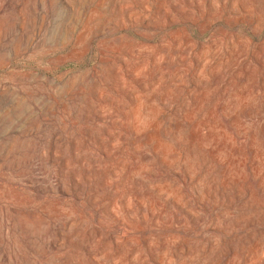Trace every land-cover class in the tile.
<instances>
[{
    "label": "rangeland",
    "instance_id": "1",
    "mask_svg": "<svg viewBox=\"0 0 264 264\" xmlns=\"http://www.w3.org/2000/svg\"><path fill=\"white\" fill-rule=\"evenodd\" d=\"M48 263L264 264V0H0V264Z\"/></svg>",
    "mask_w": 264,
    "mask_h": 264
},
{
    "label": "bare ground",
    "instance_id": "2",
    "mask_svg": "<svg viewBox=\"0 0 264 264\" xmlns=\"http://www.w3.org/2000/svg\"><path fill=\"white\" fill-rule=\"evenodd\" d=\"M20 16V15H19ZM100 69V68H99ZM92 80V79H91ZM85 94V93H84ZM84 97V96H83ZM88 105V104H87ZM116 107H118V106H116ZM91 108V107H90ZM70 109H72V108H70ZM75 109V108H74ZM89 110V109H88ZM77 112V111H76ZM83 112V111H82ZM73 113V112H72ZM90 113V112H89ZM101 113V112H100ZM99 113V114H100ZM74 114V113H73ZM92 115V114H91ZM96 115V114H95ZM87 116V115H86ZM95 118V117H94ZM83 119V118H82ZM81 119V120H82ZM85 119V118H84ZM100 119V118H99ZM93 121V120H92ZM96 121H98V120H96ZM101 122H102V120H101ZM112 123V122H111ZM122 124V123H121ZM101 127V126H100ZM100 129V128H99ZM72 131H73V129H72ZM102 131V130H101ZM118 131H119V128H118ZM123 132V131H122ZM121 132V133H122ZM76 133V132H75ZM242 133V132H241ZM115 134V133H114ZM120 134V133H119ZM101 137V136H100ZM118 137V136H117ZM74 138V137H73ZM63 139V138H62ZM85 139V138H84ZM91 139V138H90ZM95 139V138H94ZM110 139V138H109ZM102 140V139H101ZM245 140V139H244ZM88 142V141H87ZM102 142V141H101ZM121 143H123V142H121ZM62 144V143H61ZM66 144V143H65ZM102 145V144H101ZM67 146V145H66ZM79 146H81V145H79ZM89 146V145H88ZM121 147V146H120ZM176 147V146H175ZM58 148V147H57ZM113 148V147H112ZM111 148V149H112ZM124 148V147H123ZM113 150V149H112ZM58 151V150H57ZM36 152V151H35ZM114 152V151H113ZM117 152V151H116ZM58 153V152H57ZM95 153V152H94ZM248 153V152H247ZM60 154V153H59ZM101 154V153H100ZM113 154V153H112ZM69 155H70V153H69ZM88 155V154H87ZM82 156V155H81ZM90 156V155H89ZM94 156V155H93ZM106 156V155H105ZM58 157H60V156H58ZM87 157V156H86ZM122 157V156H121ZM126 157V156H125ZM82 158H84V157H82ZM62 160V159H61ZM71 160V159H70ZM121 160V159H120ZM246 160V159H245ZM82 161V160H81ZM125 162H127L126 160H125ZM76 163V162H75ZM246 163V162H245ZM60 164V163H59ZM80 164V163H79ZM247 164V163H246ZM30 165V164H29ZM59 166H61L62 167V164L61 165H59ZM247 166V165H246ZM78 167V166H77ZM35 168V167H34ZM83 168V167H82ZM31 169V168H30ZM95 169V168H94ZM119 169V168H118ZM117 169V170H118ZM78 170V169H77ZM84 170V169H83ZM92 170V169H91ZM185 170V169H184ZM41 171V170H40ZM64 172V171H63ZM102 172V171H101ZM61 174H62V172H60ZM84 173V172H83ZM95 173V172H94ZM126 173V172H125ZM57 174H59V173H57ZM89 174V173H88ZM97 174H99V173H97ZM107 174V173H106ZM120 174H121V172H120ZM72 175V174H71ZM186 175V174H185ZM251 175V174H250ZM125 176V175H124ZM178 176V175H177ZM47 177V176H46ZM57 177V176H56ZM69 177V176H68ZM120 177V176H119ZM188 177V176H187ZM249 177V176H248ZM75 179V178H74ZM74 179H72L73 181H74ZM125 179V178H124ZM249 179H247V181H248ZM42 181V180H41ZM104 181V180H103ZM115 181V180H114ZM124 181V180H123ZM180 181H181V179H180ZM242 181V180H241ZM86 182V181H85ZM116 182V181H115ZM38 183V182H37ZM36 183V184H37ZM55 183V182H54ZM57 183V182H56ZM83 183V182H82ZM114 183V182H113ZM230 183V182H229ZM234 183V182H233ZM256 183V182H255ZM101 184V183H100ZM115 184V183H114ZM175 184V183H174ZM35 185V184H34ZM38 185V184H37ZM68 185V184H67ZM78 185V184H77ZM127 186H128V184H127ZM181 186V185H180ZM183 186V185H182ZM189 186V185H188ZM231 186V185H230ZM34 187H36V186H34ZM78 187V186H77ZM83 187V186H82ZM108 187V186H107ZM107 187H105V188H107ZM72 188V187H71ZM104 188V187H103ZM102 188V189H103ZM111 188H112V186H111ZM126 188V187H125ZM232 188V187H231ZM245 188V187H244ZM51 189V188H50ZM220 189V188H219ZM86 189L84 188V191H85ZM110 190V189H109ZM128 190V189H127ZM94 191V190H93ZM179 191V190H178ZM187 191V190H186ZM228 191V190H227ZM61 192V191H60ZM81 192V191H80ZM129 192V191H128ZM234 192V191H233ZM82 193V192H81ZM92 194V193H91ZM116 194V193H115ZM230 194V193H229ZM232 194V193H231ZM81 195V194H80ZM189 195V194H188ZM83 196V195H82ZM125 196V195H124ZM76 197V196H75ZM193 197V196H192ZM60 198V197H59ZM92 198V197H91ZM227 198V197H226ZM58 199V198H57ZM110 199H112V198H110ZM110 199H108V200H110ZM211 199V198H210ZM220 199V198H219ZM60 200V199H59ZM93 200V199H92ZM87 201V200H86ZM99 201V200H98ZM235 201V200H234ZM92 202V201H91ZM192 202V201H191ZM195 202V201H194ZM48 203V202H47ZM79 204V203H78ZM125 204V203H124ZM34 206V205H33ZM100 206V205H99ZM32 207V206H31ZM105 209V208H104ZM108 211V210H107ZM46 217V216H45ZM78 218V217H77ZM59 219V218H58ZM249 219H250V217H249ZM69 220V219H68ZM58 221V220H57ZM65 221V220H64ZM249 221V220H248ZM75 222H76V220H75ZM69 223V222H68ZM56 227V226H55ZM77 227V226H76ZM110 227V226H109ZM105 228V227H104ZM51 229V228H50ZM58 229V228H57ZM62 229V228H61ZM66 229V228H65ZM82 229V228H81ZM88 229V228H87ZM102 229V228H101ZM117 229V228H116ZM198 229H199V227H198ZM239 229V228H238ZM75 230V229H74ZM165 230V229H164ZM196 230V229H195ZM206 230V229H205ZM78 231H79V229H78ZM82 231V230H81ZM170 231V230H169ZM177 231V230H176ZM214 231V230H213ZM234 231H235V229H234ZM194 232V231H193ZM233 232V231H232ZM25 233V232H24ZM188 233V232H187ZM91 234V233H90ZM130 234V233H129ZM75 235V234H74ZM98 235V234H97ZM66 236V235H65ZM69 236V235H68ZM92 236V235H91ZM103 236V235H102ZM126 236V235H125ZM130 236V235H129ZM198 236V235H197ZM95 237V236H94ZM108 237H109V235H108ZM199 237V236H198ZM226 237V236H225ZM111 238V237H110ZM67 239V238H66ZM80 239V238H79ZM235 240H236V238H235ZM83 241V240H82ZM89 241V240H88ZM42 242V241H41ZM55 242V241H54ZM77 242V241H76ZM222 242V241H221ZM74 243V242H73ZM170 246H169V248L170 249H172V250H174L175 249V239H174V237H171L169 240H168V242H167ZM99 245V244H98ZM100 245H102V244H100ZM78 246V245H77ZM238 246V245H237ZM52 248H53V246H52ZM98 248H100V247H98ZM229 249V248H228ZM92 250V249H91ZM106 250V249H105ZM239 250V249H238ZM85 251V250H84ZM64 252V251H63ZM206 252V251H205ZM51 253V252H50ZM67 253V252H66ZM239 253V252H238ZM72 254H73V252H72ZM86 255V254H85ZM75 256V255H74ZM73 256V257H74ZM44 257V256H43ZM59 257V256H58ZM76 257H77V255H76ZM80 257V256H79ZM88 257V256H87ZM8 259V258H7ZM70 259V258H69ZM59 260V259H58ZM15 261V260H14ZM57 261V260H56ZM55 261V262H56ZM69 261V260H68ZM196 261V260H195ZM39 263V262H38ZM49 264V263H48ZM68 264V263H67ZM259 264H262V263H259Z\"/></svg>",
    "mask_w": 264,
    "mask_h": 264
}]
</instances>
